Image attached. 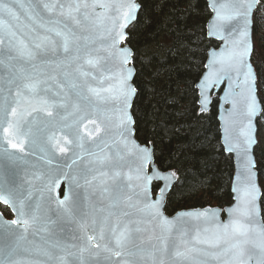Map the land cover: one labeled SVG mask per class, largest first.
Returning <instances> with one entry per match:
<instances>
[{"label":"snow or ice","instance_id":"obj_1","mask_svg":"<svg viewBox=\"0 0 264 264\" xmlns=\"http://www.w3.org/2000/svg\"><path fill=\"white\" fill-rule=\"evenodd\" d=\"M17 9L23 10V19ZM203 13L214 16L210 21H202L200 0H36L27 4L22 0H0V64L7 58L19 68L14 77L15 106L3 109L0 140L23 151L20 138L30 131L24 126L26 116L44 111L52 117L53 108L67 110L70 106L81 115L73 124L66 125L72 128L66 135L73 139L64 143L83 147L80 125L84 121L95 123L87 109L106 106V118L114 124L120 143L125 148L131 146L134 156L128 161L123 153L119 154V165H111L107 153L96 156L102 166L100 175L106 177L99 182L101 195L113 188L131 190L128 200L133 195L142 200V211L159 221L169 236L180 237L179 242L174 240L171 245L165 238L159 249H145L139 244L130 248L136 240L133 232L140 229L119 221L109 225L106 218L98 229L93 228L92 235L85 234V241L95 247H100L97 240L105 241L103 250L113 257L134 256L140 258V264H166L164 257L168 256L167 264H188L191 254L196 253L220 264H247L238 258L243 255L242 246L248 243L264 204L253 151L259 144V128L264 124V97L260 95L264 63L253 61L254 37L264 31V2L204 0ZM208 37L224 40L223 49H207ZM50 54H57L58 58L50 60ZM41 64L54 65L58 76L29 70ZM224 78L230 83L222 99L232 104V110L228 113L231 119L224 121L223 140L226 151L235 153L241 161L240 174L234 178L232 188L235 203L226 209L181 213L182 220L188 217L212 225L203 229V235L197 230L189 246L184 239L187 231L177 228L176 222L164 215L168 191L176 176L173 165L181 156L197 158L205 147L192 133L193 110L184 101L190 90L194 91L197 113L208 111L211 90ZM50 81L58 89V101L46 98L52 92ZM234 87L240 89L239 94ZM237 96L242 107H238ZM57 115L66 118L59 111ZM142 126L148 128L149 135L139 144L135 137ZM59 151L66 148L60 147ZM0 157L16 159L6 147L0 151ZM165 162L167 166L162 168ZM105 167L111 175L103 170ZM96 179L95 175L91 180L85 176L84 183L91 184ZM154 181L163 184L154 185ZM58 183L59 178L48 190L52 191ZM20 188L13 174L0 173V203L9 205L17 216L10 223L0 220V232L14 238L0 264H22L13 259V253L22 248L30 231H47L51 223L39 215L38 205L30 202L31 192L26 190L27 194H23ZM68 199L70 194L57 203L64 206ZM221 211L227 213L226 222L219 220ZM52 248L65 253L66 245L56 241ZM157 251L162 254L159 258ZM261 251L264 253V246ZM44 254L52 259L50 252ZM70 254L55 257L53 264H68L66 255ZM116 264L134 262L122 259ZM257 264H264V259Z\"/></svg>","mask_w":264,"mask_h":264},{"label":"water","instance_id":"obj_2","mask_svg":"<svg viewBox=\"0 0 264 264\" xmlns=\"http://www.w3.org/2000/svg\"><path fill=\"white\" fill-rule=\"evenodd\" d=\"M22 2L25 4L29 2L36 3V0H22ZM216 2L223 3L224 0H216ZM17 11L23 19V10L17 9ZM96 11L102 12L103 10L97 9ZM212 16H214V13ZM225 35H228L227 30H225ZM208 39L219 44L218 48H211L210 51H221L223 49L225 45L224 40L214 37H208ZM57 58V54H50L48 57L50 60H56ZM29 70L42 72L45 75L58 76V69L52 64H41L37 69ZM18 72L19 68L16 66V62L4 58V64H0V119L3 118L4 108L15 106L14 97L17 83L14 77L17 76ZM10 81L12 82L10 83ZM229 83V80L224 78L221 84L213 87L210 96L213 103L214 97L218 95L217 119L220 128L221 146L225 153L233 159L232 194L234 178L240 174L241 161L235 153L226 151L227 146L223 140L224 121L231 119L228 113L232 110V104L224 103L222 99L228 93ZM50 84L52 85V92L46 98L50 102L58 101L60 97L55 95L58 89L54 82L50 81ZM234 91L238 94L240 93L239 88L234 87ZM237 100L238 107H242L239 96H237ZM212 103L209 105V110L201 114L208 113ZM58 111L66 118L62 119L58 116ZM87 111L95 120V123L84 121L80 125L79 133L84 137L83 147H79L77 144L66 145L64 143L66 139L70 141L73 139V136L66 135L72 131V128L66 127V125L73 124L81 115L80 112H74L70 106L67 110L59 107L53 108L52 117H49L44 111H33L31 115L26 116L24 118V126L29 128L30 131L27 136L20 138L23 151L13 149L7 141L0 140V151L6 147L8 152L13 153L16 157L14 161L0 157V173L7 172L13 174L18 184L21 185V193L27 194V191H30V202L38 205L39 215L43 219L51 221L47 231H30L28 239L24 242L22 248L13 253V259L20 260L22 264H53L55 257L65 255L66 253H71L70 255H66L68 264H116V261L122 259H127L130 262H134V264H140L139 257L128 256L121 258L111 256L110 253L103 250L105 241L97 240L95 242L99 243L100 247L86 243L85 234L92 235L93 228L98 229L101 221L106 218L109 225H114L119 221L121 223H128L132 229H140L139 232H133L136 240L133 245L129 246L130 248H134L136 244H139L145 249H152L153 246L159 249L161 241L165 238H167L169 245L174 240L179 242L180 237L174 234L169 236L163 231L159 221L147 215L145 211H142L144 207L142 200H138L134 195L131 200L127 199L131 195V190L125 189L119 191L113 188L110 193L101 195L99 190L101 185L99 182L105 180L106 177L100 175L102 166L97 162L96 156L107 153L110 156L109 163L111 165H119V154L123 153L125 160L131 161L134 153L131 146L125 148L120 143L114 124L106 118L109 114L106 106L101 104L98 109L88 108ZM8 119H12V117L9 116ZM28 122L31 123L29 124ZM97 126H99V131L96 130ZM238 127L239 124L237 123L236 128ZM135 140L141 144L136 137ZM60 147H65L66 151H59ZM256 148L257 146L253 149L254 155ZM102 149L103 151H101ZM74 159L75 163L72 162ZM103 170L108 172V175H111L107 167ZM124 171H127V169H124ZM94 175L97 177L96 180L92 181L91 184L84 183L85 176L91 180ZM57 178H59L58 186L49 191V186ZM177 181L178 177L176 175L168 191V197ZM111 183L109 181V184ZM153 183L154 185L163 184V181H154ZM62 188L64 192L61 198L60 191ZM69 194L70 199L66 201V204L64 206L58 205L57 200H64ZM117 197H119V200H117ZM152 198L155 199V195ZM232 202L235 203L233 199ZM0 205L10 208L14 216L13 220L17 219L16 213L9 205L4 203H0ZM64 208H67V212L64 211ZM218 209L221 208L188 209L178 211L172 216L167 215L166 212L164 215L168 219L175 221L177 228L183 227L187 231L184 239L189 241L190 246L192 242L191 238L196 234L197 230L203 235V229L211 228L212 225L203 220L196 222L188 217H184L182 220L180 214ZM227 219L226 211H221L219 220L226 222ZM0 220L9 223L12 221L8 220L1 211ZM73 220L80 231H76L75 228L74 230L72 229L71 223ZM94 221L95 224L93 223ZM185 221L187 222L185 223ZM81 225H84V227L82 228ZM262 230H264V220L261 209L259 217L256 218L253 224V230L249 233L248 243L242 246L243 255L238 259L246 261L247 264H257L258 260L264 259V253L261 251V247L264 246V234H262ZM105 234L107 235V229H105ZM13 239L11 235L0 232V261L5 258L4 254L9 250ZM56 241L66 245L65 253L52 248V244ZM197 247L202 246L197 245ZM46 251L51 253L52 259L44 254ZM161 255L157 251V257L159 258ZM191 256L192 259L188 264H220V261L213 260L211 257L199 256L196 253H192ZM164 259L167 264L169 257L165 256Z\"/></svg>","mask_w":264,"mask_h":264},{"label":"trees","instance_id":"obj_3","mask_svg":"<svg viewBox=\"0 0 264 264\" xmlns=\"http://www.w3.org/2000/svg\"><path fill=\"white\" fill-rule=\"evenodd\" d=\"M264 2V0H262ZM202 21H209L211 16L203 13L204 0H200ZM254 64L264 63V31L254 37ZM207 49L218 48L219 44L207 38ZM201 71H205L201 69ZM260 95L264 97V86ZM196 94L189 92L184 104L192 109V133L198 138V143L204 144V151L194 159L184 156L173 165L178 181L168 197L166 214L174 215L178 211L188 209H204L208 207L225 208L232 203L231 184L234 175V164L221 146L220 128L218 123V96L214 97L211 109L206 114L197 113ZM261 127V126H260ZM149 130L142 126L137 133V140L143 144ZM259 181L264 191V150L258 146L255 150ZM168 162L162 164V168ZM210 182V186H209ZM264 220V204L261 205ZM0 211L7 217L5 208L0 205Z\"/></svg>","mask_w":264,"mask_h":264},{"label":"flooded vegetation","instance_id":"obj_4","mask_svg":"<svg viewBox=\"0 0 264 264\" xmlns=\"http://www.w3.org/2000/svg\"><path fill=\"white\" fill-rule=\"evenodd\" d=\"M63 192H64V189L62 188L61 191H60V197L62 198L63 196ZM5 208V207H4ZM5 211H6V214H7V219L8 220H13V213H12V210L8 207L5 208ZM77 224H75L74 220L72 221L71 223V226H72V229L74 230V228L76 229V231H80V229L76 226Z\"/></svg>","mask_w":264,"mask_h":264},{"label":"rangeland","instance_id":"obj_5","mask_svg":"<svg viewBox=\"0 0 264 264\" xmlns=\"http://www.w3.org/2000/svg\"><path fill=\"white\" fill-rule=\"evenodd\" d=\"M259 146L264 150V124L261 125L258 132Z\"/></svg>","mask_w":264,"mask_h":264}]
</instances>
